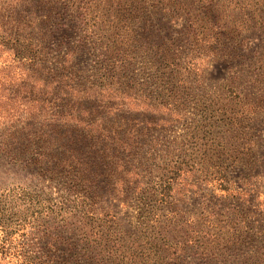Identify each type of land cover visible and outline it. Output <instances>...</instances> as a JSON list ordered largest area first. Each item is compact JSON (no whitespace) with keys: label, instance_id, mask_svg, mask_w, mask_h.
<instances>
[{"label":"rangeland","instance_id":"obj_1","mask_svg":"<svg viewBox=\"0 0 264 264\" xmlns=\"http://www.w3.org/2000/svg\"><path fill=\"white\" fill-rule=\"evenodd\" d=\"M82 260L264 264V0H0V264Z\"/></svg>","mask_w":264,"mask_h":264},{"label":"trees","instance_id":"obj_2","mask_svg":"<svg viewBox=\"0 0 264 264\" xmlns=\"http://www.w3.org/2000/svg\"><path fill=\"white\" fill-rule=\"evenodd\" d=\"M31 60H32V63L29 66L28 71H30V68L32 67V72H33V69L36 66H38L37 65L38 62L37 60L33 62L34 58H32ZM57 65L58 67L57 66L49 67V71L44 77L42 76L39 77V75L38 76L32 75V82H33L32 86L41 87V88L44 87L50 90L52 89L55 95L59 91H62L64 94V97L60 98L61 100L73 99L74 101L71 104L72 110L63 112L62 118H63L64 126L69 127V129H73L76 125H83L84 132L88 131L87 128L93 126V123H92L93 121L92 119H86L84 115L87 111H90L91 108L93 109V107H85V106H86V103H95L96 100L94 99V97L98 98V95L96 94L94 95V93L92 94V91H91L92 88L90 86L88 85L83 86V84L78 81V76L76 74H74L72 71H69L68 69H65L63 67L64 66L63 62H59L57 63ZM41 88L38 90L34 89V91L37 90L38 92H41ZM39 101H41V99H38L37 97L35 98L32 97L31 98L32 105L29 106L28 111L33 112V113H39L38 115H40V113L42 112L41 111L42 109L39 106L35 105V103H39ZM83 112L85 113L83 114ZM88 114L91 115V113H88ZM101 126L102 125H98L97 129H101V131H104L106 127H101ZM29 128H31L30 133L33 137H35L34 134L41 133L40 130L33 131V128H34L33 125L29 126ZM88 133L91 135L90 131H88ZM69 136H71L72 138H76L79 135L70 134ZM79 263L84 264L83 260L80 261Z\"/></svg>","mask_w":264,"mask_h":264}]
</instances>
